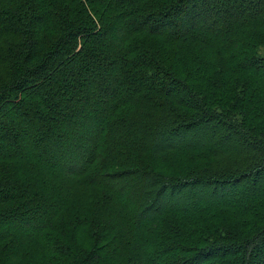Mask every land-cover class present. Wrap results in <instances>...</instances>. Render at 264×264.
Masks as SVG:
<instances>
[{
  "label": "trees",
  "instance_id": "16d2710c",
  "mask_svg": "<svg viewBox=\"0 0 264 264\" xmlns=\"http://www.w3.org/2000/svg\"><path fill=\"white\" fill-rule=\"evenodd\" d=\"M0 264H264V0H0Z\"/></svg>",
  "mask_w": 264,
  "mask_h": 264
}]
</instances>
